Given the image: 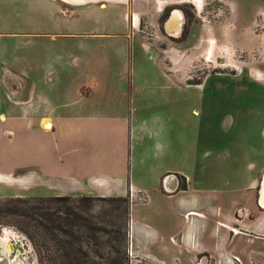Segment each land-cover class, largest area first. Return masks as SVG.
Listing matches in <instances>:
<instances>
[{"label":"crops","instance_id":"0c3cea01","mask_svg":"<svg viewBox=\"0 0 264 264\" xmlns=\"http://www.w3.org/2000/svg\"><path fill=\"white\" fill-rule=\"evenodd\" d=\"M206 1L0 0V197L127 198L139 264H264V134L214 133L189 147L185 118L138 87L142 75L187 86L192 37L172 40L165 28L171 15L183 18L184 5L203 19ZM260 1L244 44L226 46L245 65L264 64ZM34 6L42 18L9 31L10 13ZM166 11L164 34L158 20ZM11 36L64 49L8 58L2 42ZM76 40L82 54L68 50ZM212 43L214 56L226 50ZM231 69L264 84L261 69Z\"/></svg>","mask_w":264,"mask_h":264},{"label":"rangeland","instance_id":"374dc122","mask_svg":"<svg viewBox=\"0 0 264 264\" xmlns=\"http://www.w3.org/2000/svg\"><path fill=\"white\" fill-rule=\"evenodd\" d=\"M232 2L239 8L237 11L232 7L227 9L221 1L207 0L202 15L203 19L198 22L194 20L193 7L184 5L185 9H181L183 17L181 28L176 33L167 34L172 37V40L177 36L180 39L187 36L192 37L187 44L188 53L193 57V61L191 60L192 62L188 64L187 86L177 84L174 79L168 80L160 76L145 77L142 75L140 79L141 84L138 86L140 91H146L148 94L144 93L148 96L155 94L152 103L153 101L161 102L165 106H160L166 110L168 115L176 117L181 114L185 118L189 147H191V140L211 137L214 133H220L221 139H228L232 132L251 133L258 138L264 134V84L251 79L247 71L237 74L233 72L234 69L229 70L230 68H235L237 71L258 68L264 71V64L250 60L245 65L237 61L243 60V55L234 59L233 53L226 47L232 45L234 39L244 44L247 36L245 28L252 26V21L257 17L263 4L260 0H232ZM10 14L9 20L12 28L9 31L18 28L21 23L38 21L42 18L36 6L29 8L28 11L25 8L22 9L20 15L14 11ZM169 14L170 11H166L163 17L158 20L164 34L165 19ZM151 22L152 20L148 16L142 19L141 35L145 37L147 43L154 36ZM158 34L160 35L161 32L158 31ZM11 37L3 38L2 42L8 58L21 55L24 57L25 53H27L26 55L56 53L64 49L62 42L45 44L47 42L42 43L38 39L20 41ZM199 39L203 41L201 44L204 49L203 54L197 53L196 46ZM212 40L214 43L226 44V50L219 51L214 56L211 52ZM157 41L160 44L162 40ZM168 42V40H163V45ZM80 45L76 40L68 50L76 55L82 54ZM1 52H3V47ZM139 63L142 67L151 66L147 62L140 61ZM18 83L16 80L12 86L18 87ZM217 118H220L219 123L212 120ZM18 140L17 137L16 142ZM13 174L18 176L19 170ZM17 198L21 197H0V239H5V234L1 231L11 232L13 236L11 243L15 250L10 255L2 254L0 250V264H39L37 253L32 244V240L38 243L39 239L34 237L35 230L33 228L27 229L26 223L36 224L35 221H37L47 224V222L46 216L40 213L31 215L33 220L25 218L23 213H28L30 207L43 206L45 209L49 207L50 212L55 214L51 222L53 223V229H51L54 234L52 251L55 256V264H108L112 262V259L109 258L110 249L108 246L110 233L113 230H120L121 233L128 231L129 233V205L114 199L78 197L65 202L47 203L44 201L43 203L38 198H22L23 202L17 201ZM12 199L14 200L12 201ZM50 226L52 225L50 224ZM39 229L43 230L42 227ZM78 229L80 232L76 233ZM65 232H74L80 235V240L68 237ZM78 243L85 251L89 252L90 258L75 259L73 257L72 249L76 248ZM128 245L129 237L127 243L128 264H137L135 261L132 262L128 256ZM42 247L41 244L37 245L40 252L43 250ZM93 248L100 251L101 258L90 252Z\"/></svg>","mask_w":264,"mask_h":264},{"label":"trees","instance_id":"16d2710c","mask_svg":"<svg viewBox=\"0 0 264 264\" xmlns=\"http://www.w3.org/2000/svg\"><path fill=\"white\" fill-rule=\"evenodd\" d=\"M264 1V0H263ZM191 8V7H190ZM180 9L184 10L185 7H180ZM40 199V201H47V203H53V202H65V201H70L73 198H69V197H50V198H38ZM110 199H114L115 201L124 203L126 205H129V209H130V204H129V200L127 198H110ZM14 199H12L13 201ZM17 201L23 202L24 200L22 198H17ZM46 203V202H45ZM28 213H23V216L25 218H30L31 220H33L31 218V215L33 214H38L40 213L41 215H45L46 216V223L43 222H36V224L33 223H26V227L27 229H32L35 230V235L34 237H38L39 242L36 243V241L32 240V244L35 248V251L37 253V257H38V263L39 264H55V256L54 253L52 251V244L54 242L53 239V232L51 229H53V223H51L53 221V217L55 216L54 213H51L49 210V207H47V209H45L43 206H39V207H30ZM15 214H17V212H15ZM50 224L52 226H50ZM128 226H129V222H128ZM39 227H42L43 230L40 231ZM80 230L78 229L76 233H79ZM65 235H67L68 237L72 238V239H76L77 241L80 240V235L75 234L74 232H65ZM94 238H96L94 236ZM109 249H110V257L112 259V262L108 263V264H128L129 260L127 257V243H128V231L127 233H121L120 230H113L110 233V237H109ZM41 244V246H43V250L42 252H40V250L37 248V245ZM90 252H92V254H94V256L101 258L102 255L100 253V251L98 249H92ZM72 253H73V257L75 259L78 258H90V254L88 251H85L81 245L78 243V246L76 248L72 249Z\"/></svg>","mask_w":264,"mask_h":264},{"label":"bare ground","instance_id":"6f19581e","mask_svg":"<svg viewBox=\"0 0 264 264\" xmlns=\"http://www.w3.org/2000/svg\"><path fill=\"white\" fill-rule=\"evenodd\" d=\"M168 26H169V28L171 30H176L178 28V24L175 23L174 21H172L171 23H169ZM262 202L264 204V193H263V197H262ZM4 236H5V239H3V238L0 239V247H3V250H4L3 253L5 255H7V254L10 255L11 252L15 251L14 250V245H13V243H11L12 242L11 239L13 238V236H12V233L9 232V231H6V233H5Z\"/></svg>","mask_w":264,"mask_h":264},{"label":"water","instance_id":"95a60500","mask_svg":"<svg viewBox=\"0 0 264 264\" xmlns=\"http://www.w3.org/2000/svg\"><path fill=\"white\" fill-rule=\"evenodd\" d=\"M182 20H183V18H179L177 15H175V14H173V15H171V17L168 19V21H167V24H166V28H165V30H166V32L168 33V34H173V33H176L177 31H179V29L181 28V24H182ZM172 21H174L175 23H177L178 24V28L176 29V30H171L170 28H169V23H171ZM260 191H261V193H260V201H261V203L263 204V202H262V197H263V193H264V178H263V182H262V185H261V189H260ZM1 233H4L5 234V232L4 231H1ZM18 245H19V243H18ZM0 250H1V253L2 254H4L3 253V248L2 247H0ZM14 252V251H13Z\"/></svg>","mask_w":264,"mask_h":264},{"label":"built area","instance_id":"2783aa9c","mask_svg":"<svg viewBox=\"0 0 264 264\" xmlns=\"http://www.w3.org/2000/svg\"><path fill=\"white\" fill-rule=\"evenodd\" d=\"M130 228H131V226H130ZM130 231H131V229H130ZM128 237H129L128 256L133 260L137 257V254H136V250H135V246L133 244V241L131 240V235H129V233H128ZM236 261L239 262L238 259Z\"/></svg>","mask_w":264,"mask_h":264}]
</instances>
